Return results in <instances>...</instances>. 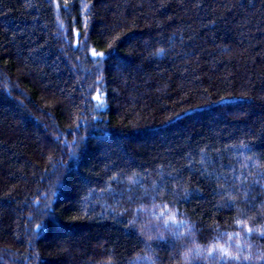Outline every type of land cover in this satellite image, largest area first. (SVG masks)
Masks as SVG:
<instances>
[{"label":"trees","instance_id":"1","mask_svg":"<svg viewBox=\"0 0 264 264\" xmlns=\"http://www.w3.org/2000/svg\"><path fill=\"white\" fill-rule=\"evenodd\" d=\"M0 264H264V0H0Z\"/></svg>","mask_w":264,"mask_h":264},{"label":"snow or ice","instance_id":"2","mask_svg":"<svg viewBox=\"0 0 264 264\" xmlns=\"http://www.w3.org/2000/svg\"><path fill=\"white\" fill-rule=\"evenodd\" d=\"M92 55H93V56H103L104 54H103V53H96L95 51H93ZM96 99L99 100L100 97L97 96ZM37 227H41V226L38 225ZM233 259H238V257H233ZM245 259H248V257H245Z\"/></svg>","mask_w":264,"mask_h":264}]
</instances>
